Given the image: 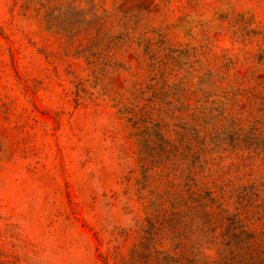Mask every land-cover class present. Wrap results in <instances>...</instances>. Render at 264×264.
<instances>
[{"label":"rangeland","instance_id":"rangeland-1","mask_svg":"<svg viewBox=\"0 0 264 264\" xmlns=\"http://www.w3.org/2000/svg\"><path fill=\"white\" fill-rule=\"evenodd\" d=\"M156 194L264 264V0H0V264H122Z\"/></svg>","mask_w":264,"mask_h":264},{"label":"trees","instance_id":"trees-1","mask_svg":"<svg viewBox=\"0 0 264 264\" xmlns=\"http://www.w3.org/2000/svg\"><path fill=\"white\" fill-rule=\"evenodd\" d=\"M149 176L144 175L142 185L145 187ZM162 195L156 194L151 200L152 216L147 219V224L142 229L140 240L133 247L128 259L123 260L122 264H198L197 253L193 252L187 243L189 238L186 235L166 236L163 232L165 223L167 229L171 230L168 223L172 220L168 216L176 215L173 211L174 198L169 202V208H163L167 200H161ZM159 214L167 215V219L160 217ZM156 224H159L157 227ZM170 243L169 248H162L165 242ZM188 245V246H187Z\"/></svg>","mask_w":264,"mask_h":264}]
</instances>
